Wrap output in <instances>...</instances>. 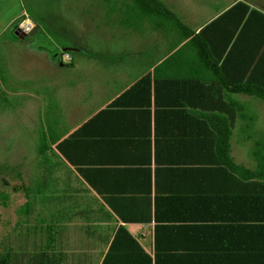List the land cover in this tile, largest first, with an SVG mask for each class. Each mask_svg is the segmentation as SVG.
Wrapping results in <instances>:
<instances>
[{"label":"crops","instance_id":"1","mask_svg":"<svg viewBox=\"0 0 264 264\" xmlns=\"http://www.w3.org/2000/svg\"><path fill=\"white\" fill-rule=\"evenodd\" d=\"M237 1L256 9L234 0L194 27L181 23L198 36ZM17 10L0 12V32L23 14ZM236 19L221 17L200 34L205 57L183 37L187 31L175 32V46L138 75L122 77L96 104L87 94L66 107L59 89L75 82L45 78L60 105L51 109L54 184L39 189L49 198L36 199L49 214L35 216L26 230L12 219L0 232L3 264H264L248 189L236 187L241 179L225 163L243 173L264 162L250 163L247 146L253 136L264 138V122L256 125L246 113L255 96L237 90L260 80L264 61L250 25L234 33ZM258 105L264 119V103ZM5 194L8 208L14 195Z\"/></svg>","mask_w":264,"mask_h":264},{"label":"rangeland","instance_id":"2","mask_svg":"<svg viewBox=\"0 0 264 264\" xmlns=\"http://www.w3.org/2000/svg\"><path fill=\"white\" fill-rule=\"evenodd\" d=\"M158 1L180 22H188L194 27L234 0ZM244 1L264 11V0ZM2 2L7 4L0 3L3 7H0V12L5 17L17 9L23 14L0 32V192L10 191L14 195L10 207L5 208L0 203V232L8 229L12 219H18V228L25 225L31 228L36 224L35 216L49 214V207L38 208L36 203L37 200L39 204L43 203L41 194L50 197L49 192L39 191L41 186L54 184L51 109L60 105L54 103L56 88L45 78L49 79L53 74L54 78L66 75L69 78L66 83L75 82L59 89L63 93L60 100L66 107L73 106L78 97L87 94L96 104L120 88L122 77L138 75L152 58L159 57L179 42L175 36L172 38L175 32H179L171 31L168 21L157 19L164 23L158 26V22L150 19L134 0ZM25 19H30L26 26L28 33L39 29L35 34L20 39L14 31L23 25ZM166 37L171 41H166ZM59 54H68L70 61L60 62ZM79 77L82 80L78 82ZM6 89L15 93L7 95ZM22 91H31L35 96H24L20 93ZM251 99L248 105L250 112L246 113L251 121L260 125L264 119L258 104L264 101L255 97ZM247 146L250 163L264 157V138L253 136ZM26 216L25 224L21 217ZM5 254L6 251L0 249L1 264L6 259Z\"/></svg>","mask_w":264,"mask_h":264},{"label":"trees","instance_id":"3","mask_svg":"<svg viewBox=\"0 0 264 264\" xmlns=\"http://www.w3.org/2000/svg\"><path fill=\"white\" fill-rule=\"evenodd\" d=\"M135 4L142 9V11L149 16L150 19L157 21L158 26L164 25V23L157 19H163L168 21L169 27L171 30H177L178 32H188V34H183V37L190 38L189 43L198 49V55H208L209 51L207 46L202 45L200 42V34L209 31L213 23L217 22L221 17L233 16L237 17L235 20L234 33L239 29L242 31L243 27L247 25L251 27L252 39L255 38L257 46V52L261 50L259 59L264 61V14L260 11L250 8L249 5L242 1H237L234 3L228 10L221 14L217 19L207 24L203 29L200 30V34L195 36L192 31H190L186 26H184L180 20L175 16L173 12H170L166 7L158 0H134ZM165 27V28H169ZM221 51L217 58H221L223 55ZM181 52L174 51L171 56H179ZM258 59V60H259ZM264 63V62H263ZM147 76V75H145ZM146 77L142 78V81H145ZM239 91H244L248 94H251L257 98L264 100V68L262 72V77L259 81L254 78L251 80L249 85H245L244 88L240 86L237 88ZM225 146V145H224ZM229 168L235 169L236 175H238L241 180H238L237 177L234 179L236 187L248 189V197L251 200L250 205V214H249V223L251 224L250 228L252 231H256L259 235H264V162L260 165L259 169L251 171L245 170L243 173H238V170L242 167L233 165L232 161L229 160L225 162ZM228 179H232V176L229 174ZM7 195L0 192V203L2 206L6 205Z\"/></svg>","mask_w":264,"mask_h":264},{"label":"water","instance_id":"4","mask_svg":"<svg viewBox=\"0 0 264 264\" xmlns=\"http://www.w3.org/2000/svg\"><path fill=\"white\" fill-rule=\"evenodd\" d=\"M37 28H35L34 30H32L31 32H26L24 31L21 27H17L14 31V34L19 37L20 39H23L25 38L28 34L29 35H32L35 31H36Z\"/></svg>","mask_w":264,"mask_h":264},{"label":"built area","instance_id":"5","mask_svg":"<svg viewBox=\"0 0 264 264\" xmlns=\"http://www.w3.org/2000/svg\"><path fill=\"white\" fill-rule=\"evenodd\" d=\"M24 31L28 32V29L27 28H23L22 26H20ZM61 60L63 62H69L70 61V56L68 54H62L61 55Z\"/></svg>","mask_w":264,"mask_h":264},{"label":"bare ground","instance_id":"6","mask_svg":"<svg viewBox=\"0 0 264 264\" xmlns=\"http://www.w3.org/2000/svg\"><path fill=\"white\" fill-rule=\"evenodd\" d=\"M30 24V20L29 19H25L24 22H23V25L22 26H26Z\"/></svg>","mask_w":264,"mask_h":264}]
</instances>
